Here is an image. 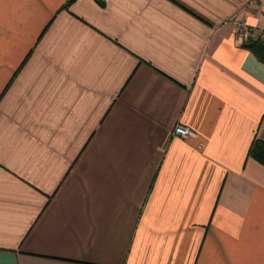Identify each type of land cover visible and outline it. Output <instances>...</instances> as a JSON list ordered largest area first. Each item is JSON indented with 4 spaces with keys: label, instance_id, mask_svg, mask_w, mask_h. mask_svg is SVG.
<instances>
[{
    "label": "crops",
    "instance_id": "0c3cea01",
    "mask_svg": "<svg viewBox=\"0 0 264 264\" xmlns=\"http://www.w3.org/2000/svg\"><path fill=\"white\" fill-rule=\"evenodd\" d=\"M102 1L0 0V264H264V2Z\"/></svg>",
    "mask_w": 264,
    "mask_h": 264
},
{
    "label": "trees",
    "instance_id": "16d2710c",
    "mask_svg": "<svg viewBox=\"0 0 264 264\" xmlns=\"http://www.w3.org/2000/svg\"><path fill=\"white\" fill-rule=\"evenodd\" d=\"M99 7H103L102 0H94ZM73 0H67L62 8H67ZM243 34V31L240 32ZM239 47L249 52L253 58L261 65L264 66V39L259 35L254 34L253 31L247 29L246 34L240 42ZM247 156L254 160L256 163L264 167V142L253 139L247 149Z\"/></svg>",
    "mask_w": 264,
    "mask_h": 264
},
{
    "label": "built area",
    "instance_id": "2783aa9c",
    "mask_svg": "<svg viewBox=\"0 0 264 264\" xmlns=\"http://www.w3.org/2000/svg\"><path fill=\"white\" fill-rule=\"evenodd\" d=\"M258 1L264 2V0H258ZM239 28L241 32L243 31V33H245L242 26H240ZM253 34L259 35L261 38L264 39V31L262 30H258V29L254 30ZM171 134L173 136L179 137L180 139L184 141H188V142H192L195 137V133L191 129H189L188 127L181 126V125H175L171 131Z\"/></svg>",
    "mask_w": 264,
    "mask_h": 264
}]
</instances>
